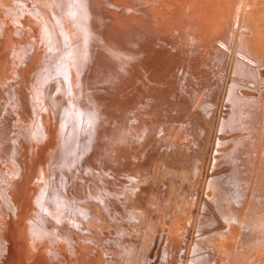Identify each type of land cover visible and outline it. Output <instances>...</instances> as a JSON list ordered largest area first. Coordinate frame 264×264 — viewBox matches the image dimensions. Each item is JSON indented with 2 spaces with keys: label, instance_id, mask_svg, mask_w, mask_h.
<instances>
[{
  "label": "bare ground",
  "instance_id": "1",
  "mask_svg": "<svg viewBox=\"0 0 264 264\" xmlns=\"http://www.w3.org/2000/svg\"><path fill=\"white\" fill-rule=\"evenodd\" d=\"M173 1L0 0V264H264V46L258 47L264 33L256 37L253 27L262 16L255 12L258 0H180L187 42L198 47L215 35L223 47L210 70L218 77L208 82L209 95L200 96L209 129L219 132L216 154H195L193 171L179 176L187 190L173 196L170 181L154 177L147 198L141 183L148 184V176L129 158L132 131L150 122L134 113L137 84L126 92L133 96L123 91L136 74L150 83L168 66L154 64L157 52L142 46L145 38L131 20L157 18L162 2L170 11ZM125 12L128 24L114 31ZM198 126L208 135L206 124Z\"/></svg>",
  "mask_w": 264,
  "mask_h": 264
},
{
  "label": "rangeland",
  "instance_id": "2",
  "mask_svg": "<svg viewBox=\"0 0 264 264\" xmlns=\"http://www.w3.org/2000/svg\"><path fill=\"white\" fill-rule=\"evenodd\" d=\"M170 1L171 0H168V2H170ZM231 1H230L229 4H235L236 5V2L238 0H234V3H233V1L231 3ZM260 1L263 2V0H260ZM173 2L175 3V5L177 3V5L176 6L172 5V7H171L172 10L170 9V7H169V10L172 13L176 12L175 9L178 10L177 14L176 13L174 14L175 16L174 15L171 16L172 13H170V11H168V7H167V9L164 7L165 5L163 3H165V2H162V4L160 6L161 7L163 6L166 11L163 10V8L160 7L161 9L159 8V10L161 12L160 11L157 12L159 14L158 16H160V13H161V15H162V13L165 14V15H163L162 18H161V16L159 18L157 16L158 19L156 17H151V18L149 17L148 19H146L147 21H145V19H142V21L141 20H137L138 22L139 21L141 22V23L140 22L139 23L142 25L143 30H142L141 27H140L141 30L138 29V27L141 26V25H139V23L137 21L133 20L135 23H138L139 26L135 25V23L131 20V23L134 24V27L136 26L135 28L138 30V32H140L142 37L145 38L143 43H142V46L143 45L147 46L150 49V52H152V54H156V52H157L156 55H153V59L155 61L154 64H157V62L158 63H160V62H166L167 63L168 62L167 63V65H168L167 69L168 70L167 69L166 70L169 71L168 72L169 74H168L166 72V70H165L166 74L164 72L162 73V76H165V77H162L160 75L161 77L159 76L158 78L154 79L150 83L147 82V80L145 81L146 78L142 77V75H140V78H139V76L136 74V76L133 78L132 86L130 85L128 88H126L128 91L127 90L123 91L124 93H126V92H129V91L131 92L133 89H135L131 93L134 92L136 94L135 95L133 94L134 96L133 95H131V96H133L132 98H134L133 99L134 101L136 100L135 98L137 96V100H139V101L136 100L135 101L136 103L135 102L132 103V105L134 107H137V108H134V113L138 114V117L141 115L140 116L141 118L144 117L143 120H146V121L150 122V124L144 125L145 128H143V131H142V128H141V127H143V125H141L139 127H136V128L134 127L135 129H134V131H132L133 132L132 134H134L136 132L135 133L136 135H138V136L140 135L141 136L143 134V132H144L145 133V135H144L145 136L144 137L145 140H143V139L139 140L138 136L136 137V135L134 134L135 136H133L134 139H133V144H132V148H134V149L133 150H129V149L127 150L128 153H129L128 155L130 156L129 157L130 160L131 161L133 160L134 162L133 161L132 162L134 164L137 162L135 164V165H137L136 169L138 171H142L141 173L145 174L146 177L148 176L147 177L149 179L148 180V184L145 183V181L141 183V187L142 188H144V187L146 188V191H143V192H146L144 194L147 196V198H149V195L147 194L149 192V190H152V191L154 190V188H153L154 186H152V185H154L152 183V180H153L152 178H154V177H160L163 180H165L166 183L168 181H170V182H168V184L170 185V189H171V192H172L173 196L179 197V195L181 193L185 192L187 190L186 182H184V181L181 182L180 179H179V176L182 177V174H183V173L181 174V172L188 173L187 169L189 170V173L193 171L192 170V166H193L192 163L195 162V154L200 153L201 151H203V152H206V154L210 153V156L212 155V153L214 155V153H215L214 152L215 137H216V134H219V132L215 128H213V130L209 129L210 128V122H211L210 117H209L210 116V112L206 114L205 111L203 110L204 107H203V104L201 103L200 96L203 94L202 95V99H204L205 96L209 95V92H208V89H207V84H208L209 81L213 82L212 75L216 76V72H217L216 69H214L213 73H211L210 70L213 69V65L218 66L217 65L218 62H220V60L222 59V51L221 52L218 51V45L220 46V44L218 43V41H216L217 37L215 35L214 36L212 35L210 37V39H206V40L204 39V41L201 42V44H199L198 47H196L197 45H194V47H193V45H191L190 42L188 43L187 41H189L188 39H190V38L184 32L185 31L184 22L186 24L188 21H187L186 18H184L185 17L184 15H183L184 16L183 17V16H180V13L178 14V12L181 11V9L184 7V3H180V0H174ZM173 2H171V3L173 4ZM258 3H259V5H258ZM260 3L261 2H259V0H258L257 1V7L258 6L262 7V5L264 4V2L261 5H260ZM181 4H183V5H181ZM167 5L168 4L166 3V6ZM178 5H179V7H178ZM168 6H171V5H168ZM173 6H175V7L173 8ZM230 7H232V5ZM261 7L260 8L258 7L260 11L258 9H256L258 11H255V12H256V14H257V12H260V13H258V16L262 15V16H260V18H262L263 21H261L259 17L255 16L256 18H259L258 21H260V23L259 22L255 23L257 21L256 19H255V21L253 23V25L256 24L257 26H259V29H260L258 31V29H256L257 26L256 25L253 26L255 28V29L254 28L253 29H254V33L256 32V37H260V34L264 33V32H262V30L264 29V5H263L262 8ZM162 10H163V12H162ZM167 12L170 13V16H169V13L167 15ZM133 14L135 15V13H133ZM182 14L183 13H181V15ZM127 15L128 14H126V12L124 14H121V15L118 14L117 15L116 19H118L119 16H120V18L117 21L115 19L116 26L114 28V31H116V30L118 31V30H120L121 28H123L124 26H126L128 24L127 23L128 22ZM164 16H166V17H164ZM176 16L177 17L179 16V18L182 17L184 19H181V18L178 19ZM150 19H151V21H150ZM183 20H184V22H183ZM261 22H263V23H261ZM190 23H191V21H190ZM258 24H260V25H258ZM255 30H257L258 32L255 31ZM143 34H144V36H143ZM263 35L264 34H261L262 40L264 42V36ZM174 39H178L176 41H179V42L178 43H176V41L173 42ZM180 41L181 42L183 41V43H182L183 47H182V45H180L181 44ZM189 44H190V46H189ZM263 44L262 45L259 44L260 46H258V44H257V46L261 49L264 46ZM163 47H164L165 51L163 50ZM177 47H178V50H177ZM183 48H184V50H183ZM219 48L223 49V47H221V46ZM151 49H152V51H151ZM174 49L176 50L175 53H179V54H174L172 52V51H175ZM153 51H154V53H153ZM181 51H183V52L181 53ZM260 53H261L262 56H264V48L262 49V52L260 51ZM168 54H170L171 56L168 55ZM182 55H184V57ZM208 61H210V62H208ZM180 62H182V63H180ZM185 62H188L189 65H187V63L185 64ZM198 62L199 63L202 62L203 64L202 63L199 64L201 69L199 67H198V69H200V70H195V68L197 69L196 66H197ZM207 62H208L209 66L212 65V68H211V66L209 67L208 65H206ZM170 64L173 67L172 69H174L173 71H172V69L169 68V67H171ZM183 64H184V66H183ZM202 65L204 66L205 69L208 67L207 70H205ZM185 66H187L188 68L185 67ZM189 66H191V68H193V69L192 70L189 69L190 68ZM176 68H177V70H175ZM182 68H184L183 74L181 73L182 72L181 71ZM138 70H140V68ZM176 71H178V72H176ZM186 71L188 72V74H187ZM192 74H193V76H192ZM196 74H198V75H196ZM205 75H207V76H205ZM216 77H218V76H216ZM135 79L138 80V81H135ZM139 81H140V83H136V82H139ZM162 83H164V84H162ZM184 83L186 84L185 86H184ZM136 84L138 86V87L136 86V88H139L140 86H143V88L140 87L139 90H136V88H133V87H135L133 85H136ZM142 84H144V85H142ZM158 84H159V86H158ZM145 85H149L147 87H151L152 86L151 88H149L150 89L149 91H151V92L148 91V88L144 89L146 87ZM169 86H170V88H169ZM164 87H166V88H164ZM151 89L153 91H158V90L159 91L158 92H153ZM145 90H147V91H145ZM139 92L142 93V94L141 95L138 94ZM147 92H149L150 95L154 93L151 96L154 97V95H155L154 98H157V99H154V100L153 99L152 100L149 99L148 98L149 96L147 95ZM124 93L121 95V98H123V95H125ZM129 93H126V96ZM139 95L141 96L140 99H138ZM142 95H144V96H142ZM131 96L129 94V97H131ZM182 97H183V99H182ZM171 98H173V100L175 98L174 102H172L173 105L171 103V101H173ZM154 101L155 102L159 101V103H155L156 105L157 104H159V105L156 106L154 104ZM162 101L164 103H160ZM138 103H140L142 105H140ZM143 103H145V104H143ZM135 104H137V105L135 106ZM138 106H140V107L138 108ZM145 107H146V110H143V109H145ZM185 107H187L188 109H186ZM135 109H136V111H135ZM137 109H139L138 112H137ZM224 109H226V108H223V107L221 108V110L219 111V115L223 114V110ZM147 110L149 111V114L147 113L148 112ZM191 112H192V114H191ZM143 113H144V115H143ZM145 113H147V114L145 115ZM175 113H178V115H179L178 118L172 117V116H177V114L175 115ZM181 113H183V114H181ZM193 116H194V118H193ZM170 117H172V120L175 119V118H176V120H173L174 121L173 122L172 120H170L171 119ZM122 118H123L122 120L126 121V116L125 115L122 116ZM141 118H140V120H141ZM216 118H218V115L216 116ZM177 119H178V121H177ZM185 119H188L189 121L186 120L187 121L186 122ZM175 121H177L176 122L177 124L175 123ZM133 122L134 121H132V123ZM171 122H172V124H171ZM190 123H191V126L193 125L192 127L189 125ZM199 123H200V125H201V123L202 124H206V126H207L206 130H207V134L208 135H206V134H202L201 135V133L199 132L200 130H198L199 129V126H198ZM136 124L137 123L135 121V123L133 125H136ZM173 124H174L175 127L177 125L178 126L176 128H174ZM170 125H172V127H170ZM185 125H187L186 128L184 127ZM180 126H181V128H179ZM146 127L148 128V130H147ZM209 130H210V132H209ZM137 133H139V134H137ZM214 133H215V135H213ZM165 141L169 142V143L167 144V143H165ZM171 141H175V142L177 141V142L176 143H174V142L170 143ZM212 141H213V143H212ZM173 143H174V145L177 144V145H175L176 149L173 148V146H174V145H172ZM210 143L212 144V147L209 146V145H211ZM169 144H170L172 149L169 148ZM164 145H165L166 148L164 147ZM217 147L218 146H216V148ZM173 149H175V151H173L175 154H173V152L171 151L172 154L170 155V152L168 150H173ZM166 151H167V154H166ZM163 152H165V153H163ZM165 154H166V156L168 155L167 156V158L169 157L168 159H165L166 157L165 158L163 157L164 159L162 158V156H165ZM180 154H183V155L180 156ZM174 155H176V157ZM201 156H200V158L203 157V156L202 157ZM172 157H174L176 159V161H174L175 159H173V161H172ZM177 157H179V158L181 157V158L177 159ZM182 159H184L183 162H181ZM151 160H152V162H151ZM178 160H179V163H178ZM218 160L220 161V158ZM147 164H148V166H147ZM189 164H190V166H189ZM178 165H179V167H178ZM146 166L149 167V169L146 168ZM167 166H169L170 169ZM137 167L142 169V170L138 169ZM153 167H154L155 171H152ZM173 167L174 168H179L180 170L179 169L175 170ZM181 168H182V170H181ZM158 169H159V172H158ZM184 169H186V170H184ZM143 170H144V172H143ZM164 170H165V172L163 173ZM167 170H169V171H167ZM149 172H151V174ZM155 172H156V174H155ZM206 172H207V174L210 173V171H208V170ZM121 175H119V177H121ZM166 176H168L170 178H168V177L165 178ZM175 176H176V178H175ZM150 177H151V181H150ZM177 180H178V182H177ZM202 183H201L200 186H202ZM204 183H203L202 188L205 187ZM171 184H172V186H171ZM158 187L160 188V185ZM176 187H178V188H176ZM145 188L143 190H145ZM152 191H151V194L154 197L155 193H152ZM137 192H139V191H137ZM140 194H141V192H140ZM161 195H163V194H161ZM196 196L198 197L199 194L195 195V197ZM164 197H162V198L160 197V199H164ZM197 197L195 199L200 200V198L199 197L197 198ZM154 198H156V197H154ZM187 198L189 199L190 197L188 196ZM156 200H157V198H156ZM157 201H159V200H157ZM167 205H168V203H165V202H163V204L161 203V206H167ZM193 234L195 236L197 234V232L196 233L194 232ZM158 235H160V234L157 233L155 236H157V242L159 244L160 236H158ZM165 243L166 242H164L163 245H165ZM153 258H152V261L155 260V257H153Z\"/></svg>",
  "mask_w": 264,
  "mask_h": 264
}]
</instances>
